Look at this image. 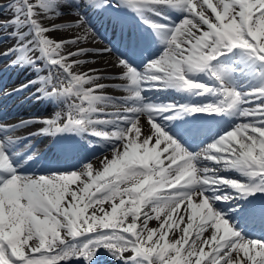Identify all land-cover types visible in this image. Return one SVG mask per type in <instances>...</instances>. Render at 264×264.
I'll return each instance as SVG.
<instances>
[{
    "label": "snow or ice",
    "instance_id": "1",
    "mask_svg": "<svg viewBox=\"0 0 264 264\" xmlns=\"http://www.w3.org/2000/svg\"><path fill=\"white\" fill-rule=\"evenodd\" d=\"M8 7L20 27L16 44L0 55L39 71L18 90L38 85L37 98L64 106L51 118L0 122V264H94L101 249L121 264H264V239L245 235L217 207L218 201L264 193V0H14ZM64 9L78 19L41 23L39 17H60ZM91 10H111L118 21L123 10L135 14L164 45L162 54L142 71L117 56L118 77L74 71L89 62L76 57L113 53L76 47L65 54L66 46L93 35L85 14ZM85 26L84 35L72 39L48 35ZM201 73L209 80H200ZM239 73H247L253 86H238ZM107 79L124 83L99 82ZM108 87L125 95L105 94ZM161 89L216 99L160 104L144 95ZM186 113L229 114L239 122L191 152L164 123ZM37 124L42 127L27 136L17 134ZM65 132L101 138L111 155L99 167L22 170L32 155H23L30 144L22 150L21 141ZM259 218L264 223V206Z\"/></svg>",
    "mask_w": 264,
    "mask_h": 264
},
{
    "label": "bare ground",
    "instance_id": "2",
    "mask_svg": "<svg viewBox=\"0 0 264 264\" xmlns=\"http://www.w3.org/2000/svg\"><path fill=\"white\" fill-rule=\"evenodd\" d=\"M1 3L2 2H0V4ZM63 11L65 13L64 15H62L60 17H52V18L45 16L49 20H44V21L54 25V24H60V23L68 24V23H72L73 21L78 19V17L75 16L74 14H71L68 9H64ZM4 16L0 17V22H4L5 20H7L8 16H5V17ZM86 27L87 26L81 27V28H71V29H63V30L53 31V32H51V35H52V37L56 38L57 40L64 39V38L72 39L77 35H80V36L84 35V33L86 31ZM97 33L94 31L93 35H90L89 39L87 41H84L83 43H81L77 46H71V45L66 46L65 52L75 51L76 47L93 48L95 46H100V39L98 38L99 36L97 35ZM0 40L2 42V43H0V54L7 51L9 49L10 45L16 43V40L14 41V39H12V38L9 39V38H7V36H0ZM0 56H3V55H0ZM76 59L89 61L88 63L76 66L73 69L76 72H87L89 69H96L99 71L100 74H102L104 76H108V77H118L119 73L123 72V69L118 66L117 57L114 56L113 54L109 55L107 53H88L85 56L76 57ZM116 80H119V79H107V80H101L99 82L104 83V84H108V85H114V81H116ZM104 92H105V94L115 96V94H114L115 91L113 90V87H108V88L104 89ZM106 111H113V109L111 107H108L106 109ZM141 124L143 125L142 131L147 132L148 126H147V121L144 117H141ZM106 155L110 156L111 152L110 151L107 152ZM106 155H103L100 158L93 161L92 164L94 165V167H99L100 161ZM220 175L239 177V174L235 171H231V172L221 171ZM225 191H231V189H225ZM245 200H247L248 202H252V200L250 199V196L247 197V199L237 197L236 199H234L231 202V204L234 205L235 208H238L240 206H237V205H242L243 203H245ZM217 207H219V209H224L225 210L224 213H226V218H228L230 220V222H232L234 224H235V221L237 219L236 220H231V219H233L234 216H236V214L242 215L241 211H239V213H236V214H234V213L230 214L229 210L226 209V207L223 205L222 201L217 202ZM246 213H248L247 217H249V219H251L253 216V213L250 212L249 209L245 212L244 215H246ZM244 215H242V216H244ZM245 221L247 222V219ZM156 223H157L156 221H152L150 223V226H156ZM242 223H243V225H245V222H242ZM237 229L242 231L246 235L247 232H249V230L251 228H248L245 226L246 231H244L239 226V228H237ZM108 255H105V256L108 258L109 257ZM108 261H111V260H108Z\"/></svg>",
    "mask_w": 264,
    "mask_h": 264
}]
</instances>
